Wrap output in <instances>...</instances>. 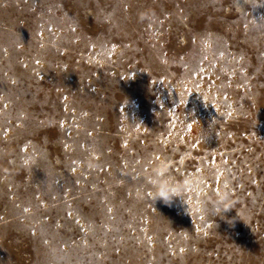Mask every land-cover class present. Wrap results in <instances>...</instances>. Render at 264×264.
I'll return each instance as SVG.
<instances>
[{"label": "rangeland", "instance_id": "1", "mask_svg": "<svg viewBox=\"0 0 264 264\" xmlns=\"http://www.w3.org/2000/svg\"><path fill=\"white\" fill-rule=\"evenodd\" d=\"M0 264H264V0H0Z\"/></svg>", "mask_w": 264, "mask_h": 264}, {"label": "clouds", "instance_id": "2", "mask_svg": "<svg viewBox=\"0 0 264 264\" xmlns=\"http://www.w3.org/2000/svg\"><path fill=\"white\" fill-rule=\"evenodd\" d=\"M209 135L210 133L204 138L206 139ZM168 169L169 166L166 162H160L151 169L150 174L146 177V183L151 189L154 202L161 200L163 203L171 205L175 198L185 201L188 194L200 190L203 178L197 180L189 176L182 180H177L169 173ZM232 200V192L225 185L222 190L215 194L214 198H209L208 203L217 216L224 218V214L233 208ZM189 203H191L190 200ZM201 203L203 206L204 202L202 201Z\"/></svg>", "mask_w": 264, "mask_h": 264}]
</instances>
